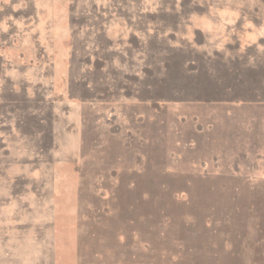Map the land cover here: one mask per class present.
Wrapping results in <instances>:
<instances>
[{"label":"rangeland","instance_id":"rangeland-1","mask_svg":"<svg viewBox=\"0 0 264 264\" xmlns=\"http://www.w3.org/2000/svg\"><path fill=\"white\" fill-rule=\"evenodd\" d=\"M0 264H264V0H0Z\"/></svg>","mask_w":264,"mask_h":264}]
</instances>
